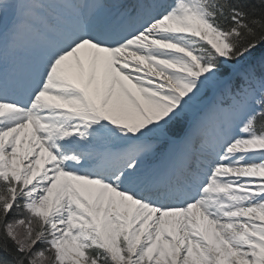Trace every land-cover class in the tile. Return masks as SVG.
Listing matches in <instances>:
<instances>
[{"label":"snow or ice","instance_id":"6c2138e0","mask_svg":"<svg viewBox=\"0 0 264 264\" xmlns=\"http://www.w3.org/2000/svg\"><path fill=\"white\" fill-rule=\"evenodd\" d=\"M0 264H264V0H0Z\"/></svg>","mask_w":264,"mask_h":264}]
</instances>
